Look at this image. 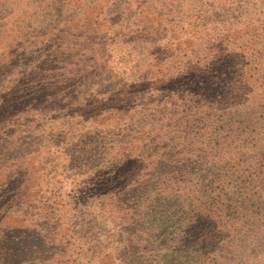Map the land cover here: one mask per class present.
<instances>
[{
	"label": "trees",
	"instance_id": "obj_1",
	"mask_svg": "<svg viewBox=\"0 0 264 264\" xmlns=\"http://www.w3.org/2000/svg\"><path fill=\"white\" fill-rule=\"evenodd\" d=\"M115 4L66 62L30 28L0 48V264H87L67 169L114 239L91 264H264V0Z\"/></svg>",
	"mask_w": 264,
	"mask_h": 264
},
{
	"label": "rangeland",
	"instance_id": "obj_2",
	"mask_svg": "<svg viewBox=\"0 0 264 264\" xmlns=\"http://www.w3.org/2000/svg\"><path fill=\"white\" fill-rule=\"evenodd\" d=\"M115 1L0 0V48L11 47L16 43L20 34L27 28H30L34 36L39 38L44 34L47 38L53 40L49 48L52 47L54 51L58 49L59 55L57 58L66 62L68 48L59 47V45L69 44V40L73 38L72 36L82 31H79L76 27V24L79 26V21L82 19V16L91 17V14L94 12L92 14L94 18L97 12H103L105 20L109 21L111 25H114L119 17ZM56 39L57 41H55ZM50 62L51 60H49ZM25 65V62H23L22 67L19 66V71L22 70V73L24 72ZM45 70L43 76L51 72L50 67ZM19 74L18 72L16 76H13L14 86L17 83L16 80ZM54 95L51 94V96ZM98 95L103 96L105 94ZM66 100L64 97L58 99L59 102ZM20 132L22 135H26L25 132L21 130ZM3 142L4 140H1V143ZM71 174L74 175L75 172L67 169L66 177L64 178L66 180V184H64L66 187L65 202L70 208L68 225L76 241V251L79 253V258L81 260L84 259V262L87 264H91V261L95 262L96 260L93 256L97 254L99 256L111 249L114 244V239L107 234L108 228L104 225L103 221L97 216H93L88 207L85 206L86 202L84 203L82 200V191H79L81 184L79 186L73 185L72 179L69 177ZM67 180L71 184L67 185ZM13 183L14 181H10V184ZM177 209L165 208L163 215H157V219L153 218L154 228L157 229L160 236L164 234L168 237L169 220L172 219L169 213L171 211L178 212ZM160 236H158V240ZM159 250L162 257L168 256L169 264H181V261H183V258L171 257L167 253L168 251L163 248L159 247Z\"/></svg>",
	"mask_w": 264,
	"mask_h": 264
}]
</instances>
